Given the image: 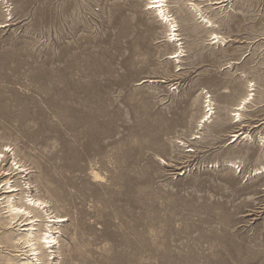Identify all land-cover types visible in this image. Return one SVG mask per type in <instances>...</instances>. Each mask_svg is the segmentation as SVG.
<instances>
[{"label": "rangeland", "instance_id": "374dc122", "mask_svg": "<svg viewBox=\"0 0 264 264\" xmlns=\"http://www.w3.org/2000/svg\"><path fill=\"white\" fill-rule=\"evenodd\" d=\"M149 2L0 0V264L6 196L64 217L35 264H264V0Z\"/></svg>", "mask_w": 264, "mask_h": 264}, {"label": "bare ground", "instance_id": "6f19581e", "mask_svg": "<svg viewBox=\"0 0 264 264\" xmlns=\"http://www.w3.org/2000/svg\"><path fill=\"white\" fill-rule=\"evenodd\" d=\"M150 6L147 4V6H149V8L155 10L157 13L156 15L159 17V20L163 21L164 23H166V27L168 28V32L170 31V39H172V41H175L176 43L178 42L179 38L177 37V33H175L174 31H176L175 29V24H174V20L173 18H171V16L168 14V12L166 11L165 8L166 4H165V0H151ZM193 8H195V11H199L198 6L194 3H189ZM168 10V9H167ZM200 17L202 18V21L205 20V22L209 23L210 21L208 19H204L203 15ZM212 34V33H211ZM211 37V36H210ZM213 39H216V41L220 40L221 37L214 34L212 35ZM224 40V39H223ZM175 44V43H174ZM180 44V42H178V45ZM176 46V45H175ZM182 48V47H181ZM182 49H180V47L176 48V50H174L170 55H168L170 58H174L173 60H178L180 55H181ZM181 58V57H180ZM179 62V61H178ZM250 94V93H249ZM247 94V96L249 95ZM244 97L239 103H237L234 108H233V112H232V116L234 118V121L239 122L240 121V113L238 112L239 110H241V108H243L245 101L247 100L248 97ZM206 102V101H205ZM207 102H209L207 100ZM204 103V102H203ZM210 104H206V106H209ZM207 108V107H206ZM211 108L208 107L207 110L205 111L204 115H202V120L200 122H205L207 121L208 118H210L211 115H208V111ZM209 120V119H208ZM201 125V124H200ZM248 133L246 132H241V133H234L231 134V138L232 140H236L238 137H243V138H248ZM261 141H263V139H260ZM9 148V147H8ZM6 150V149H5ZM1 155V154H0ZM2 161V160H0ZM8 169V168H7ZM6 169V170H7ZM14 169V168H13ZM260 169V168H259ZM259 169H254L257 170V172H261V169H264V165L262 166V168ZM15 170V169H14ZM17 170V168H16ZM25 171V170H24ZM9 172V171H8ZM13 172V171H12ZM23 172V171H22ZM255 172V171H254ZM9 174V173H8ZM8 179V178H7ZM4 182V180H3ZM7 182V181H6ZM6 184V183H5ZM30 185V184H29ZM10 187H7V190ZM15 190V188L13 187V189L11 188V191ZM8 192V191H7ZM15 193V192H14ZM14 196V195H13ZM6 201H4L5 203H7V210L8 213H10L9 217V223L11 224V221L16 219V217H18L19 215H24V214H29L33 211H35L36 213L27 217L25 216V221L28 222L29 227H27L24 232L21 233V235L17 238H14L11 235H6V237L4 239H6V241H18L20 242L22 245H26L25 247H27L28 249H26V251H28L31 255H33V258L36 259V261H38L40 258L38 257V254L44 259V260H48V259H53L54 256H52L51 254H53L54 252V248L56 247V245L58 244V236H55V232L53 229H55L54 224L61 222L64 220L63 216H58V215H50L47 216V218L45 220L42 221V226L43 228L40 226V229L37 230V234L34 233V222H36L37 217H43L41 216L40 212H38V210H42L43 213V208L46 207V202L44 200L41 199H34V198H29L28 203H22L21 205L17 206L12 202V198L10 196H6ZM23 198V197H21ZM38 198V197H36ZM25 199V197L23 198ZM22 199V200H23ZM5 200V199H4ZM20 200V199H19ZM14 201V200H13ZM21 201V200H20ZM46 211V210H44ZM48 212V210H47ZM34 213V212H33ZM51 214V213H50ZM22 216V217H24ZM41 219L42 218H38ZM24 221V223H25ZM15 222V221H14ZM23 222V221H22ZM18 223V222H17ZM15 224V223H14ZM12 225V224H11ZM17 226V224H16ZM25 226V225H24ZM18 228V227H17ZM42 228V229H41ZM16 244V243H15ZM14 247H16L14 245ZM20 250V249H19ZM24 250V249H23ZM22 251V250H20ZM25 251V250H24ZM27 253V254H29ZM49 256H51L49 258ZM30 257V256H29ZM26 258L24 261L19 262L18 264H35L33 263V258L29 259ZM32 257V256H31ZM61 257V256H60ZM59 258V257H58ZM24 259V258H23ZM50 261L48 260L47 263H49ZM57 262V261H56ZM42 263V262H41ZM16 264V263H15ZM39 264V263H37Z\"/></svg>", "mask_w": 264, "mask_h": 264}]
</instances>
